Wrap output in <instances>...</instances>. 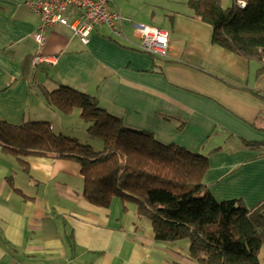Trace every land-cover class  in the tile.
I'll use <instances>...</instances> for the list:
<instances>
[{
    "label": "crops",
    "instance_id": "crops-1",
    "mask_svg": "<svg viewBox=\"0 0 264 264\" xmlns=\"http://www.w3.org/2000/svg\"><path fill=\"white\" fill-rule=\"evenodd\" d=\"M110 1L131 18L129 27L134 19L157 21L152 10L138 15L124 0ZM182 5L168 27L150 24L169 33V53L160 57L141 50L134 32L115 37L106 25L96 26L87 44L69 27L52 26L40 45L39 17L26 0H0V117L14 124L45 119L62 130V113L42 90L72 87L130 127L209 154L205 181L214 196L254 207L264 200V148L248 142L264 141V61L214 43L212 25ZM47 55L57 63L35 61ZM83 187L75 160L33 156L24 165L0 146V264H201L188 239L157 241L134 203L124 209L115 197L98 206L82 196ZM259 259L264 264V245Z\"/></svg>",
    "mask_w": 264,
    "mask_h": 264
},
{
    "label": "trees",
    "instance_id": "trees-1",
    "mask_svg": "<svg viewBox=\"0 0 264 264\" xmlns=\"http://www.w3.org/2000/svg\"><path fill=\"white\" fill-rule=\"evenodd\" d=\"M245 1L244 7L235 1L227 8L222 0L185 4L189 14L212 25L214 43L264 61V0ZM34 59L26 63L27 73ZM42 93L53 111L78 110L88 133L102 140V149L55 130L49 120L14 124L0 117V146L6 153L24 165L33 156L77 161L85 199L109 207L119 197L124 209L134 203L139 217L151 221L157 241L188 239L191 256L201 264H261L264 200L254 207L242 198L218 200L205 181L209 154L165 143L149 131L126 125L86 92L60 85ZM248 146L264 148V141Z\"/></svg>",
    "mask_w": 264,
    "mask_h": 264
},
{
    "label": "built area",
    "instance_id": "built-area-1",
    "mask_svg": "<svg viewBox=\"0 0 264 264\" xmlns=\"http://www.w3.org/2000/svg\"><path fill=\"white\" fill-rule=\"evenodd\" d=\"M239 6L245 0H237ZM27 6L39 17L35 40L40 45L46 41L48 28L56 25L69 27L80 40L87 44L98 25H106L115 37L125 38L124 25L131 18L111 6L110 0H26ZM133 32L140 39V48L148 53L167 56L170 49L169 33L157 26L134 23ZM57 55L38 57L36 62L56 64Z\"/></svg>",
    "mask_w": 264,
    "mask_h": 264
},
{
    "label": "rangeland",
    "instance_id": "rangeland-1",
    "mask_svg": "<svg viewBox=\"0 0 264 264\" xmlns=\"http://www.w3.org/2000/svg\"><path fill=\"white\" fill-rule=\"evenodd\" d=\"M115 4H117L121 0H112ZM172 3L171 6L169 3ZM185 2V0H124V3L126 6H134V11L138 12V15H143L144 13L150 12L151 10L156 14L157 21L150 19H134L133 22L135 23H144V24H155L158 26L168 27L170 23V19L172 18L173 14L176 10H181V8L184 7L182 3ZM139 5H141L139 7ZM152 13V12H151ZM160 15H162L160 17ZM164 15V16H163ZM167 23L163 24L161 19ZM129 24L126 22L124 25L125 31L129 36L133 33V25L132 27L128 26ZM40 68L36 69V72L38 75H41ZM44 70H41L43 72ZM44 73V72H43ZM35 77V76H34ZM32 78V84L34 88H40L38 85V81L36 79ZM62 122L63 127L62 130H64L65 134L68 135H75L79 138L81 142L89 143L93 145L94 150L99 151L103 147V142L101 139L97 137L91 136L87 131V123L84 122L81 116H79V111L74 110L70 114H62Z\"/></svg>",
    "mask_w": 264,
    "mask_h": 264
}]
</instances>
